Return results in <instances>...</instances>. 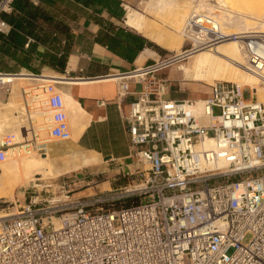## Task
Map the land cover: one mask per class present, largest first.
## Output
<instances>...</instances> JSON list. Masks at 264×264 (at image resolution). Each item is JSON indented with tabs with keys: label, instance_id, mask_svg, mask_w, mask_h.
Segmentation results:
<instances>
[{
	"label": "built area",
	"instance_id": "built-area-1",
	"mask_svg": "<svg viewBox=\"0 0 264 264\" xmlns=\"http://www.w3.org/2000/svg\"><path fill=\"white\" fill-rule=\"evenodd\" d=\"M12 2L0 1L2 36L11 31L1 14L11 12ZM216 15L193 10L183 22L180 55L132 71L143 76L129 78L130 72L115 80L117 101L129 94L131 83L142 86L122 117L127 159L142 165L135 178L115 195L48 207L13 203L17 215L0 218V264H264V103L248 86L216 82L199 116L195 100L165 98L167 80L153 75L234 40L244 53L242 68L264 87V32L223 33ZM31 75L49 79L40 86L44 99L37 100L50 113L49 138L69 140L57 79ZM26 121L22 141L15 133L0 137V164L10 150L30 153L36 147L27 139L32 120ZM135 196V205L107 208Z\"/></svg>",
	"mask_w": 264,
	"mask_h": 264
},
{
	"label": "crops",
	"instance_id": "crops-1",
	"mask_svg": "<svg viewBox=\"0 0 264 264\" xmlns=\"http://www.w3.org/2000/svg\"><path fill=\"white\" fill-rule=\"evenodd\" d=\"M28 2L36 8L35 21L31 20L36 24V29L33 31V37L25 36L27 41L23 45V50L27 52L29 45L33 44L32 51L29 54L34 59L30 60L29 66L36 72L38 70H35L31 64L32 61L37 60L41 63L44 55L51 53L60 56L67 50L63 71H59L57 67H50L41 63L39 72L43 77L48 76L56 79L64 77L70 80L82 81L68 84V81L56 80L58 81L57 88L62 95L71 97L82 110L86 124L73 141V128L68 121L71 134L69 140L57 141L51 139L44 144V153L46 154L42 156L48 159L51 173V165L56 167V164L64 160H76L78 163H75L74 168H80L94 165L99 160L121 161L127 159L129 156V141L124 132L122 117L127 112L129 104L137 99V93L142 86L139 83H131L129 94L122 100L117 101L115 80L138 68L135 61L137 56L131 63L127 62L95 41L100 30L97 19L99 17L103 19L102 15L107 13L104 10L101 14L94 13L99 8L97 4L90 3L87 0H28ZM5 14L10 15L11 12ZM24 18L29 20L25 16ZM113 19L111 17L108 21L112 22ZM41 22L44 24L56 22L64 25V33L56 29V32L51 36L58 37L57 35H59V45L66 44V46L60 48L58 45V49L50 50L45 43H41L40 40L47 35L46 29L40 26ZM0 36L7 39L10 34ZM145 50L148 49L142 51ZM151 53L141 65L149 61H155L154 55ZM0 72L32 74L27 69L20 67L1 50ZM2 82L11 84L9 78H0V83ZM12 92V85L0 86V130L2 134H7L18 129L19 132L24 134L27 128L26 125L15 127L13 124L11 126L9 122L12 119L13 121H16L15 119L19 120L21 117V111L18 107L19 96L16 100V107H7L11 101ZM31 127L34 129L32 125ZM38 149L40 151L42 148L39 146Z\"/></svg>",
	"mask_w": 264,
	"mask_h": 264
},
{
	"label": "rangeland",
	"instance_id": "rangeland-1",
	"mask_svg": "<svg viewBox=\"0 0 264 264\" xmlns=\"http://www.w3.org/2000/svg\"><path fill=\"white\" fill-rule=\"evenodd\" d=\"M199 1L200 3L209 4L216 6L211 7L212 10L210 13H216L219 15L218 10L222 11V8L218 9L215 0H119V11L117 13L120 14V20L113 19L112 22L108 21L111 17L105 13L103 14V20L107 22H111L114 26L124 29L126 32L131 34H135L141 36L133 29L129 28L125 25V15L126 12L131 9L135 10L138 13L142 14L145 17V22L147 25H153L156 28V32L166 34V36H174L177 37L181 34V29L183 26V22L181 24V28H173L170 26L169 22L170 19L176 14V12H180L184 14L185 18L194 10L199 9L201 11H206V8H199ZM198 3V4H197ZM213 3V4H212ZM188 6V7H187ZM199 8V9H198ZM176 9V10H175ZM188 9V10H187ZM188 11V13H186ZM218 11V12H217ZM161 12V13H160ZM170 12V14H168ZM168 18V23H161L162 15ZM157 15V16H156ZM101 18V17H99ZM147 18V21H146ZM152 21V22H151ZM264 21V20H263ZM151 22V23H150ZM157 22V23H155ZM153 23V24H152ZM158 24V25H157ZM167 25V26H166ZM41 28H45L47 32V43L46 46L48 49H58L59 43V35L51 36L57 30H61L62 33L65 31V26L60 23H42L40 24ZM167 29V30H166ZM169 30V31H168ZM178 34H177V32ZM58 32V31H57ZM173 32V33H172ZM50 35V36H49ZM146 39L147 46L144 49L150 50L154 53L153 58L155 61H163L171 58L175 51H170L168 49H163L157 46L152 40ZM172 45V44H171ZM66 44L59 45L60 48L65 47ZM169 48V47H167ZM185 48L183 45L182 49ZM167 50V51H166ZM49 55L51 53H48ZM34 59L33 56H30V60ZM48 61V60H47ZM190 61L188 59H184L182 61L176 62L169 67L154 73V77L156 79H164L167 80V95L165 98L170 99H189V100H196V99H204L207 94L209 93L210 86L216 82L221 81H212L211 84H206L204 82H196L192 80L185 79L183 77L184 70L182 67L188 66ZM153 61H149L145 64H151ZM35 70H38L36 73L40 74V64L37 60L32 61L31 63ZM137 64V63H136ZM138 67L140 66L137 64ZM37 75V74H33ZM143 76V75H142ZM47 83V82H46ZM19 85L16 86L13 90L18 93L20 97L18 99L21 111V117L19 120L15 119L16 121H9L10 125L12 126H19V125H26L27 126V118L30 117L32 120L33 126V133L27 135V139L31 142H34L36 145L35 148L32 146L29 147L31 150L30 153L24 152L23 149H15L10 150L8 152V157L4 161V163L0 166V172L6 168L7 165H14L17 162L18 156H30L33 154L43 155L44 153V144L51 139L48 136V119L50 118V113L47 108L42 107L41 109H45L48 113L43 115H36L32 114L33 110H35V102L30 101V97H27V94L23 93L25 91L31 90L32 86L35 83H18ZM43 84V83H41ZM239 84V83H238ZM10 85V84H9ZM8 84L5 86H9ZM40 85V84H39ZM1 86V85H0ZM248 86L249 85H242ZM261 87V86H260ZM264 89V87H261ZM36 95L42 97V92L40 87L38 88ZM42 95V96H41ZM64 97V95H62ZM65 98V97H64ZM66 99V98H65ZM243 99L248 101L250 99L249 91L246 89L243 93ZM16 107V105H14ZM68 106V101L66 100V108ZM13 108V107H12ZM70 112H73L72 109H66ZM80 111V110H79ZM78 111V112H79ZM220 112L218 109H214V114L218 115ZM79 118V121L84 122V115L82 113H75ZM32 116V117H31ZM15 129V128H14ZM11 133H15L18 140L22 141L20 138H25L21 132L12 131ZM2 132L0 130V137L2 136ZM35 135V137H34ZM39 146L42 148L39 151ZM20 151V154L17 155V152ZM34 152V153H33ZM9 159V160H8ZM9 162V164H8ZM75 163L77 164L78 161L76 160H64L56 164V167L52 166V174L47 176H37L35 177L34 181L22 183H15L14 187L8 190L7 196L3 199H0V215L4 213L12 212L14 210L15 203L16 206L19 204L23 205L24 203H28L30 200L38 202V207H48L51 205V202H62L66 203H73L77 199H89L94 196L100 195H107V194H118L121 189H123L132 179L135 178V172L137 169H141L142 165L136 163L131 159H125L121 161H110V160H99L94 165L88 167H80L74 168ZM263 173H258V175ZM38 179V180H37ZM219 183L215 182L214 184ZM11 191V192H10ZM68 197V199H66ZM11 198H14L13 202H11ZM9 200L8 202L4 203V200ZM140 200V198H139ZM10 202V203H9Z\"/></svg>",
	"mask_w": 264,
	"mask_h": 264
},
{
	"label": "bare ground",
	"instance_id": "bare-ground-1",
	"mask_svg": "<svg viewBox=\"0 0 264 264\" xmlns=\"http://www.w3.org/2000/svg\"><path fill=\"white\" fill-rule=\"evenodd\" d=\"M215 3L217 4V6L219 4L220 8H222V11L218 10L220 11L219 15H216L218 16L217 18L219 19L221 32L223 33L240 32V31L264 32V21H263L264 0H215ZM198 7L201 9L206 8V11L208 12H210L213 7H215V9L217 10L216 6L204 4V3H200ZM186 13H188V11ZM168 14H170V12ZM160 18H162V20L160 21L161 23L169 22L168 18L165 15L164 16L162 15V17ZM184 18H185L184 14L180 12H176V14L170 19L169 24L173 28H179L182 22L184 21ZM124 23L126 26L133 29L141 36H144L145 38L152 40L160 48L168 49L170 51H175L174 53L175 56L181 54V50L184 45V38L182 34H179L177 37H174V36H166V34L158 33L156 32L157 27L153 25H147L145 22V17L142 14L138 13L137 11L131 9H129L126 12ZM150 52L151 51L148 50L141 51L136 57L135 60L136 63L140 66V64L143 63V61L150 54ZM186 59H188L190 62L188 63V66L182 67L184 70L183 77H185V79L196 82H204L206 84H211L212 81L218 80L221 82H235L237 84L239 83V85L241 86L249 85L251 86L253 93L256 95L257 101L259 103H264V89L260 87L254 76L247 73L242 68V66L245 65V58H244V53L242 52L240 48V44L238 42H235L234 40H228L216 45L212 49H205L198 51ZM142 72L143 71L131 72L130 75L128 76H130L129 78L139 77L143 75L141 74ZM0 78L2 79L9 78L11 80V84L2 82L0 83V85L10 84L12 85L13 89L19 85L18 84L19 82L26 84L35 83L32 86L31 90L23 92L27 94V97L32 96L30 98V101L35 102V108H34L35 110H33L32 114L43 115L48 113V111L46 112L45 109L43 110L41 109V105L37 101L41 97L36 95L35 92H37L38 88L42 85L41 83L44 84L49 79L38 76H32L29 73L8 74V75L0 74ZM57 79L68 81V84L69 83L75 84L77 82L78 83L82 82L80 80H70L64 77ZM11 95H12L11 101L9 104L7 103L8 108L15 107L14 105H16V100L18 98V93L15 90H13ZM42 97L44 98V96ZM64 97H63L64 107L66 106V100H67L68 101L67 108L70 110L72 109L73 111L70 112L69 110H66V114L68 121L73 128L72 140L74 141L78 136V134L83 129L84 125L86 124L85 120L84 122L79 121V118L75 113H82V114L84 113L71 97L65 95ZM202 101L203 99H196L195 104L193 106L194 114L199 116H202V114L204 113ZM67 108L65 107V109ZM201 123L203 125L208 124V119L202 117ZM15 131L19 133L18 129H16ZM3 163L4 162H2L1 165ZM219 167L221 168L227 167V164L221 162L219 163ZM49 174L52 173L49 167L48 159L46 157L37 154L24 156V157L18 156L17 162L14 165H7L6 168L0 172V199H3L7 196L8 190L11 189V187H14L15 183L21 182L22 184L25 182H31L36 180L34 178L37 176H47ZM13 200L14 198H11V202H13ZM8 201H9L8 199L7 200L5 199L4 203ZM13 208L14 210L12 212L4 213L3 215H0V218L17 215V211L15 210V207ZM55 223L57 222L55 221ZM55 227L57 228L58 224H56Z\"/></svg>",
	"mask_w": 264,
	"mask_h": 264
},
{
	"label": "trees",
	"instance_id": "trees-1",
	"mask_svg": "<svg viewBox=\"0 0 264 264\" xmlns=\"http://www.w3.org/2000/svg\"><path fill=\"white\" fill-rule=\"evenodd\" d=\"M90 3L97 4L98 9L94 11L96 14H101L104 10L107 14L120 20L119 0H87ZM12 10L10 15L5 13L1 14V19L8 23L12 30L10 36L7 39H3L0 36V50L14 60L20 67L27 69L32 74L36 73L30 66V52L32 51L33 44L29 45L27 52L23 50V45L27 41L25 36H32L33 31L36 29L35 21L36 8L29 4L28 0H13ZM23 16V18H21ZM27 17L29 20H26ZM32 20V21H31ZM97 23L100 26V30L97 34L95 41L104 45L110 52L118 57L132 62L134 58L147 46V41L141 36L126 32L124 29L114 26L111 22H107L101 18L97 19ZM14 30L18 31L15 32ZM23 33V34H20ZM41 43H47V35L44 39L40 40ZM67 50L60 56L46 54L43 57L42 64L57 67L59 71H63L65 67V61L67 57ZM48 60V61H47ZM1 73V72H0ZM139 202V197L135 196L123 200H115L108 204L109 210H117L124 207L135 205Z\"/></svg>",
	"mask_w": 264,
	"mask_h": 264
},
{
	"label": "water",
	"instance_id": "water-1",
	"mask_svg": "<svg viewBox=\"0 0 264 264\" xmlns=\"http://www.w3.org/2000/svg\"><path fill=\"white\" fill-rule=\"evenodd\" d=\"M1 1V0H0Z\"/></svg>",
	"mask_w": 264,
	"mask_h": 264
}]
</instances>
